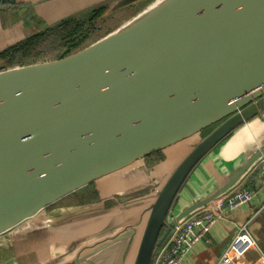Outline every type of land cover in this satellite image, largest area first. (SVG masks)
<instances>
[{
	"label": "water",
	"instance_id": "water-1",
	"mask_svg": "<svg viewBox=\"0 0 264 264\" xmlns=\"http://www.w3.org/2000/svg\"><path fill=\"white\" fill-rule=\"evenodd\" d=\"M147 3L62 58L0 59V235L141 162L124 189L116 181L103 195L97 187L98 201L70 207L85 222L57 260L154 264L177 224L225 198L264 159L263 142L224 184L181 206L201 161L264 113V0H111L101 17ZM186 141L190 151L156 178L145 158ZM101 252L105 263L95 259Z\"/></svg>",
	"mask_w": 264,
	"mask_h": 264
},
{
	"label": "crops",
	"instance_id": "crops-1",
	"mask_svg": "<svg viewBox=\"0 0 264 264\" xmlns=\"http://www.w3.org/2000/svg\"><path fill=\"white\" fill-rule=\"evenodd\" d=\"M106 1L108 3L111 0H17L14 9L0 11V51L33 36L47 25L95 8ZM263 142L264 113L237 129L201 161L193 170L181 193V206L208 195L224 184ZM176 147L161 152L165 162L156 159L152 161L156 168L154 172L156 178L166 177L174 167L182 151L177 150ZM179 148L185 149L183 145H179ZM155 162L158 164L155 165ZM141 166L143 164L139 162L131 169L113 174L99 181L97 187L103 189V195L110 193L109 188L116 181L124 189L130 183L133 172ZM257 171H259L258 175H255ZM238 187L253 190L254 199L242 208L230 212L223 208L225 199L210 206L221 217L209 235L211 243L208 245L201 243L196 246L186 255L182 264H218L239 228L248 220H252L250 228L259 246L264 250L262 161L247 174ZM73 206L76 205L59 203L0 235V264H64L62 259L57 260V258L62 256L63 250L69 247L73 239L81 236L80 227L85 222L71 218L70 207ZM77 224L78 228L75 229ZM106 254L108 252H101L95 259H101L100 261L105 263ZM74 257V255L67 257L65 264ZM230 258L231 264H260V254L256 248L248 250L242 256L233 252Z\"/></svg>",
	"mask_w": 264,
	"mask_h": 264
},
{
	"label": "built area",
	"instance_id": "built-area-1",
	"mask_svg": "<svg viewBox=\"0 0 264 264\" xmlns=\"http://www.w3.org/2000/svg\"><path fill=\"white\" fill-rule=\"evenodd\" d=\"M1 4H8L7 0H0ZM264 168V159L262 160ZM255 197V192L245 187H237L225 198V211L238 210L249 204ZM220 215L211 207L188 217L185 221L177 224L169 240L159 249L154 264H182L186 255L201 243L209 244V235L220 219ZM246 221L237 232L228 249L223 253L218 264H231V253L240 256L252 248H256L260 254V264H264V250L259 246L250 224Z\"/></svg>",
	"mask_w": 264,
	"mask_h": 264
},
{
	"label": "trees",
	"instance_id": "trees-1",
	"mask_svg": "<svg viewBox=\"0 0 264 264\" xmlns=\"http://www.w3.org/2000/svg\"><path fill=\"white\" fill-rule=\"evenodd\" d=\"M9 1L10 0H7V2H9ZM94 9H92V12L94 11ZM97 9H99V8H97ZM89 11H86L83 15H81L82 19H84L86 17L85 15ZM81 16L79 18H81ZM71 20L73 21V19H71ZM74 22H76V21H74ZM74 22H71L70 24H67V25H69V27L64 28L58 34H56L57 41L55 40V44H53V45L60 46L59 43H58L59 36H62V35L65 34V36L63 37L64 39L72 37L73 32H69L68 29L72 26V24ZM74 29H75V27H74ZM77 29H80V26H78ZM46 33H35L33 36H30L27 39H25V40H23L21 42H18L17 44H14L12 46L7 47L2 53H0V59H6L7 60V65H17V64L18 65H27V64H32V63H36V62L40 61V57H42V54H43V52H42V50L40 48L41 44L42 45L44 44L43 41L45 39H47L48 41H51L50 40L51 37H49L48 35H45ZM80 43L81 42H79L76 45V47L73 48L71 51H68L67 53L62 54L59 58H62L64 56L72 53L77 48L81 47L83 45V43H81V44ZM215 126L216 125L212 126L209 129L207 128L206 130H204L202 132L203 135L207 134L208 131L210 132L212 130V128L215 127ZM155 159L158 160V161H163L165 158H164V156L162 155L161 152H156V153L150 155L149 157H147V160H149V161H153ZM258 172L259 171H257L255 173V175H258ZM98 197H99V194H98V190L96 188V184L93 183V184H90V185L86 186L82 190H79L78 192H76V193L64 198L60 202V204L61 205L66 204V205H70V206L71 205H82V204L96 202V201H98ZM79 198H80V200H79Z\"/></svg>",
	"mask_w": 264,
	"mask_h": 264
},
{
	"label": "rangeland",
	"instance_id": "rangeland-1",
	"mask_svg": "<svg viewBox=\"0 0 264 264\" xmlns=\"http://www.w3.org/2000/svg\"><path fill=\"white\" fill-rule=\"evenodd\" d=\"M150 3H147L141 7H139V9L137 8H134V9H129V10H126L124 13L123 12H116L114 13L113 15L111 16H108V17H104L102 18L101 16L106 12V8L107 6L105 5V10L102 11L99 15H98V21L100 22V26L101 28L94 32L91 37H89L84 43H83V46L85 45H88L98 39H101L103 37H105L106 35L112 33L113 31H115L116 29L120 28L122 25H124L125 23H127L128 21H130L134 16H136L138 13H141L142 11H144L145 9H147L149 6ZM151 5V4H150ZM148 6V7H147ZM147 7V8H146ZM94 9V8H91V10ZM51 41H48L47 39H45L43 42L44 44L42 45L41 44V50L43 52L42 54V57H40V61H48V60H54V59H57L60 57V47L57 45H51V44H55V39H50ZM81 46V47H83ZM2 68V67H1ZM214 126V125H212ZM211 126V127H212ZM211 127H208L211 128ZM216 127V126H215ZM213 127L212 130L215 128ZM206 130V129H205ZM211 130V131H212ZM210 131V132H211ZM209 131L207 132L210 133ZM207 134H204L202 133L201 137H204L206 136ZM198 140L196 139L194 142H197ZM185 149L183 148H177V150H182L181 151V156L178 158V160H180L184 155H186L190 149H191V141L188 142H184V145ZM163 155V154H162ZM164 156V155H163ZM145 161V160H144ZM147 165L149 166H152L154 163L152 161H149V160H146L145 161ZM96 184V188H97V183ZM99 194V192H98ZM81 198V197H80ZM79 198V200H80ZM99 199V197H98ZM94 203V202H92ZM89 204V203H87Z\"/></svg>",
	"mask_w": 264,
	"mask_h": 264
},
{
	"label": "flooded vegetation",
	"instance_id": "flooded-vegetation-1",
	"mask_svg": "<svg viewBox=\"0 0 264 264\" xmlns=\"http://www.w3.org/2000/svg\"><path fill=\"white\" fill-rule=\"evenodd\" d=\"M105 3H107V1L99 4L98 6H95V9L93 12H92V10L88 9L87 11H89V10L90 11L85 15L86 17L84 19H82V16H81V18H79V17L75 18V20L73 19V21L72 20L64 21V25L62 27H60L58 29H52V30L47 31V33L45 35H48L49 37H51V39H55L57 41L56 34H58L64 28L69 27V25H67V24H70L71 22L76 21L68 29L69 32H73V35L71 38L64 39L63 37L65 36V34L62 36H59L58 43L60 45L59 46L60 47V56L62 54L67 53L68 51H71L73 48L76 47V45L79 42L83 43L84 41H86L89 37H91V35L94 32L98 31L101 28L100 22L97 20L98 19L97 17L102 11L105 10V7H104ZM97 8H99V9H97ZM78 26H80V29H77ZM74 27H75V29H74ZM51 45H53V44H51ZM218 124L219 123H217L215 125L217 126Z\"/></svg>",
	"mask_w": 264,
	"mask_h": 264
}]
</instances>
